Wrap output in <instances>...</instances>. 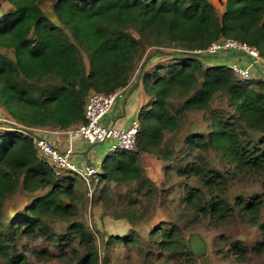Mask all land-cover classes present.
I'll return each instance as SVG.
<instances>
[{"label":"trees","instance_id":"obj_1","mask_svg":"<svg viewBox=\"0 0 264 264\" xmlns=\"http://www.w3.org/2000/svg\"><path fill=\"white\" fill-rule=\"evenodd\" d=\"M47 1L59 25L42 9ZM0 2L7 5L0 17V108L9 120L31 128L69 129L84 123L91 93L111 94L137 77L151 102L137 117L138 149L113 153L101 165L98 183L137 186L140 197L144 190L152 195L158 188L141 160L154 156L168 163L165 182L173 176L187 184L196 178L206 189L205 197L200 188L188 190L183 198L187 209L216 222L240 217L264 234L262 196L231 202L226 173L205 161L213 151L236 170L264 172V76L243 82L230 67L209 64L216 55L196 53L231 38L255 47L264 59V0H225L221 15L209 0ZM216 100L225 106L214 109ZM188 113L212 117L206 135L184 139L199 161L180 165L171 135ZM83 184L70 171L57 175L14 124L0 129V261L32 264L29 247L21 246L24 239L47 242L49 247L32 252L36 259L68 264H111L113 247L140 245L134 231L121 237L89 230L80 215ZM105 193L103 189L98 199ZM10 201L13 215L6 212ZM142 208V200L130 199L113 215L135 226ZM167 225L151 229L154 251L146 254L191 264L194 254L182 229ZM251 252L264 255V239L251 248L236 241L228 253L242 263Z\"/></svg>","mask_w":264,"mask_h":264},{"label":"rangeland","instance_id":"obj_2","mask_svg":"<svg viewBox=\"0 0 264 264\" xmlns=\"http://www.w3.org/2000/svg\"><path fill=\"white\" fill-rule=\"evenodd\" d=\"M212 2L219 15L224 11L225 0H209ZM2 10L7 8L5 3L1 5ZM42 9L52 19L57 18L53 14L52 3L45 2ZM60 24V23H59ZM58 24V25H59ZM225 103L216 100L213 103L214 109H222ZM5 112L0 108V129L7 126ZM211 115L205 113H188L182 120L181 127L177 134H172L175 161L180 165L199 161L196 153H190L185 146L184 139L195 134L206 135L209 132ZM118 156V155H117ZM205 161L213 167H217L226 173L228 179L227 193L231 202L238 198L249 200L254 196H262L264 200V172L262 174H249L241 172L230 165L225 159L213 151L205 155ZM142 165L145 167L147 176L157 186L158 191L148 195V190L140 197L137 186H123L116 183L105 184L93 182L90 187H85V195L80 205V215L89 230L101 234L108 233L114 236L127 237L134 231L140 239V245L126 247L117 245L109 253L111 264H190L184 260H177L168 256L169 259L156 260L152 255H147L153 249L149 244L148 235L152 228L164 222L168 225L179 226L189 242L192 233H198L205 244V250L201 255H193L191 264H264V255L251 252L246 261L239 263L235 257L229 255L230 244L240 241L244 246L253 247L257 242L264 239V234L258 226L250 224L248 221L235 217L224 222H216L209 217L197 215L196 212L187 209L183 204V198L192 187L202 189L203 196H207V191L198 179H191L188 184L183 178L173 176L170 182H165L164 167L168 165L154 156L146 155L142 158ZM105 190V197L99 200L102 190ZM130 199L142 200V218L136 220V225H131L125 219H117L113 213L124 209ZM205 199V198H203ZM14 201L6 205L8 215L14 214L12 208ZM260 222L264 223V208L261 213ZM167 225V226H168ZM57 231L61 224H55ZM99 242V252L101 256L106 255L101 240ZM27 245L32 264H68V261L55 258L53 260H38L32 252L37 249L49 247L43 239H24L21 246ZM151 249V250H150ZM0 264H4L0 261Z\"/></svg>","mask_w":264,"mask_h":264},{"label":"built area","instance_id":"obj_3","mask_svg":"<svg viewBox=\"0 0 264 264\" xmlns=\"http://www.w3.org/2000/svg\"><path fill=\"white\" fill-rule=\"evenodd\" d=\"M228 52L242 53L251 59L248 67H242L238 64L230 66L241 81L245 82L254 79L256 77L254 74L255 69L260 70L261 67L264 70V59L255 47L231 38H223L213 43L206 50L196 51L197 54L210 56ZM127 88L128 86L108 95L95 92L91 93L86 100L84 123L79 124L68 132L70 143L73 138H82L94 145L108 143L110 154L119 151L136 152L138 149L137 137L140 128L138 119L133 120L127 128L122 129L107 126L102 122L112 111L116 101L125 96ZM5 121L7 125L14 124L19 132L32 139L39 154L55 169L57 175L63 171H70L77 174L89 187L91 183L98 182L99 168L95 166L78 167L71 161V150L61 152L47 140L35 135L34 128L16 124L8 119Z\"/></svg>","mask_w":264,"mask_h":264},{"label":"crops","instance_id":"obj_4","mask_svg":"<svg viewBox=\"0 0 264 264\" xmlns=\"http://www.w3.org/2000/svg\"><path fill=\"white\" fill-rule=\"evenodd\" d=\"M213 65L228 66L238 64L242 67H248L251 59L242 53L228 52L220 53L213 60L208 62ZM254 70L255 75L264 76V70L260 67ZM151 102L144 91L141 80L134 77L129 84L126 94L123 98L118 99L112 111L103 119V123L107 126L116 128H127L131 122L137 119L138 114L143 108H150ZM6 120H9L5 113ZM78 125L69 129H60L52 127H33L35 135L50 142L56 149L61 152L71 150V161L78 167L95 166L101 169V165L107 161L112 154L109 153V144H90L82 138H73L70 143L68 132ZM144 157V156H143ZM142 164V160H141ZM142 167L145 169L144 165Z\"/></svg>","mask_w":264,"mask_h":264},{"label":"water","instance_id":"obj_5","mask_svg":"<svg viewBox=\"0 0 264 264\" xmlns=\"http://www.w3.org/2000/svg\"><path fill=\"white\" fill-rule=\"evenodd\" d=\"M1 5L2 4L0 2V17L2 15ZM55 24L56 25L59 24V21L57 19L55 20ZM189 247L191 251L193 252V254L195 255H201L204 252L205 244L198 233L191 234L190 239H189Z\"/></svg>","mask_w":264,"mask_h":264}]
</instances>
